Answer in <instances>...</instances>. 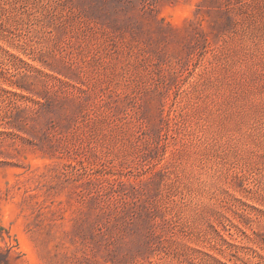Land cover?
Here are the masks:
<instances>
[{
	"label": "rangeland",
	"instance_id": "obj_1",
	"mask_svg": "<svg viewBox=\"0 0 264 264\" xmlns=\"http://www.w3.org/2000/svg\"><path fill=\"white\" fill-rule=\"evenodd\" d=\"M0 264H264V0H0Z\"/></svg>",
	"mask_w": 264,
	"mask_h": 264
},
{
	"label": "clouds",
	"instance_id": "obj_2",
	"mask_svg": "<svg viewBox=\"0 0 264 264\" xmlns=\"http://www.w3.org/2000/svg\"><path fill=\"white\" fill-rule=\"evenodd\" d=\"M190 10H191V6L189 5V6H187L186 8H184V9L182 10V15H183L184 17H187V16L189 15Z\"/></svg>",
	"mask_w": 264,
	"mask_h": 264
}]
</instances>
